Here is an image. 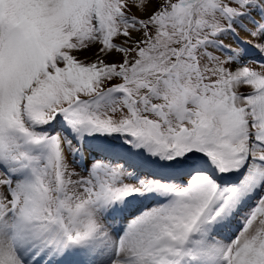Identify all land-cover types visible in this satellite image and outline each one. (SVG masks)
I'll use <instances>...</instances> for the list:
<instances>
[{
  "label": "snow or ice",
  "instance_id": "1",
  "mask_svg": "<svg viewBox=\"0 0 264 264\" xmlns=\"http://www.w3.org/2000/svg\"><path fill=\"white\" fill-rule=\"evenodd\" d=\"M0 264H264V0H0Z\"/></svg>",
  "mask_w": 264,
  "mask_h": 264
},
{
  "label": "rangeland",
  "instance_id": "2",
  "mask_svg": "<svg viewBox=\"0 0 264 264\" xmlns=\"http://www.w3.org/2000/svg\"><path fill=\"white\" fill-rule=\"evenodd\" d=\"M241 36H246V33L241 32ZM253 43H255V41H253ZM112 59L118 60V59H120V57L115 56V57H112ZM247 59L251 60V61H258L261 59V57H260V54L255 49H253V48H251V46H249V56L247 57ZM249 66L257 68V70H259L257 64H255V63L249 64ZM68 163H69L70 168L75 169L78 172H81L82 175L85 174L84 171L81 169L80 165L77 164L76 161H74L71 156L68 157ZM229 179H234V177H230Z\"/></svg>",
  "mask_w": 264,
  "mask_h": 264
},
{
  "label": "bare ground",
  "instance_id": "3",
  "mask_svg": "<svg viewBox=\"0 0 264 264\" xmlns=\"http://www.w3.org/2000/svg\"><path fill=\"white\" fill-rule=\"evenodd\" d=\"M70 156V155H69Z\"/></svg>",
  "mask_w": 264,
  "mask_h": 264
}]
</instances>
